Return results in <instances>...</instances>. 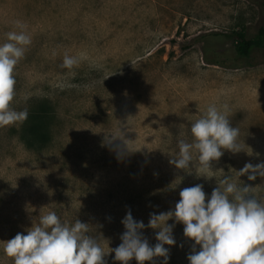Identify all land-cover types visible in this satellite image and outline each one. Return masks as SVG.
Here are the masks:
<instances>
[{"label": "rangeland", "instance_id": "374dc122", "mask_svg": "<svg viewBox=\"0 0 264 264\" xmlns=\"http://www.w3.org/2000/svg\"><path fill=\"white\" fill-rule=\"evenodd\" d=\"M16 21L32 42L15 67L12 106L29 112L45 104L56 117L53 141L40 150L20 141L21 124L0 127V264H13L4 243L48 211L69 225L87 223L110 252L129 210L157 243L150 214L173 210L182 188L202 184L207 198L227 176L264 198V178L236 171L264 161V51L243 59L226 37L258 35L260 0H0V43L19 30ZM65 54L79 59L71 70L60 66ZM212 104L228 106L246 151L224 150L198 177L169 161L180 126L187 133ZM108 134L123 137L131 152L118 156L119 140ZM168 223L176 244L165 245L167 264H189L194 241L183 224ZM113 257L106 264H120Z\"/></svg>", "mask_w": 264, "mask_h": 264}, {"label": "clouds", "instance_id": "9594fccd", "mask_svg": "<svg viewBox=\"0 0 264 264\" xmlns=\"http://www.w3.org/2000/svg\"><path fill=\"white\" fill-rule=\"evenodd\" d=\"M15 23L19 30L7 32L6 41L0 43V127L22 124L28 118L27 109L18 111L12 105L16 95L15 67L32 41L25 26L20 21ZM78 63L76 56L65 54L60 66L71 70ZM190 122L188 132L181 125L176 138L177 150L169 161L175 168L194 169L198 177H206L211 162L219 161L224 150L246 151L239 140L240 129L230 124L227 105H209ZM106 137L108 141L119 140L115 145L118 156L131 152L123 137ZM236 171L250 181L257 176L264 178V161L245 163ZM217 184L207 198L202 184L182 188L173 210L151 213L147 226L159 229L154 245L143 234V221L135 220L129 210L121 221L125 229L121 243L110 248L113 259L129 264L134 258L137 264H145L162 257L167 264L170 250L165 245L176 244L174 224L168 223L172 219L183 224L184 236L194 241L187 256L189 264H264V198L250 194L252 186H239L227 176ZM3 252L13 264H106L104 258L110 253L104 250L98 236L89 233L87 223L76 219L69 225L54 211L41 214L26 234L18 232L7 240Z\"/></svg>", "mask_w": 264, "mask_h": 264}, {"label": "trees", "instance_id": "16d2710c", "mask_svg": "<svg viewBox=\"0 0 264 264\" xmlns=\"http://www.w3.org/2000/svg\"><path fill=\"white\" fill-rule=\"evenodd\" d=\"M260 1L264 9V0ZM226 37L234 41L238 56L243 59L250 60L255 54L264 51V26L259 29L258 35L253 39H248L243 31H234L226 35ZM207 62H209V60H207ZM55 117L56 113L53 108L45 104L30 109L28 118L15 130L20 141H22L28 149L40 150L49 146L53 141L51 135V121Z\"/></svg>", "mask_w": 264, "mask_h": 264}]
</instances>
